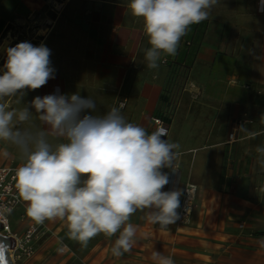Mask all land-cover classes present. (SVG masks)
Listing matches in <instances>:
<instances>
[{
	"label": "crops",
	"instance_id": "1",
	"mask_svg": "<svg viewBox=\"0 0 264 264\" xmlns=\"http://www.w3.org/2000/svg\"><path fill=\"white\" fill-rule=\"evenodd\" d=\"M42 3L1 0L0 41L5 24L21 22L30 6ZM62 4L61 12L50 10L35 45L51 50L54 78L24 96L78 92L96 102L95 115L123 104L126 121L151 133L152 119L168 111L162 96L170 87L169 64L189 68L165 138L179 145L174 150L178 169L162 171L169 175L163 191L190 189L192 213L162 228L147 221V210L138 211L130 218L137 226L134 245L148 246L149 254L158 246L169 248L175 264H264V237L259 236L264 233V156L257 152L264 148V0L228 23L206 19L191 25L176 55L155 69L144 58L150 45L143 21L127 4ZM35 118L40 129L36 113ZM237 121L243 123L231 138ZM58 142L51 139L53 146ZM117 235H102L107 248ZM105 257L110 260L107 250Z\"/></svg>",
	"mask_w": 264,
	"mask_h": 264
},
{
	"label": "clouds",
	"instance_id": "2",
	"mask_svg": "<svg viewBox=\"0 0 264 264\" xmlns=\"http://www.w3.org/2000/svg\"><path fill=\"white\" fill-rule=\"evenodd\" d=\"M218 0H127L133 17L141 18L150 47L149 69L175 56L190 26L206 20ZM0 74V143L12 144L23 157L15 170V189L25 213L36 224L60 220L68 239L87 247L99 234L117 235L113 256L129 252L135 243V213L145 212L150 224L166 228L180 214L182 190L163 191L179 147L126 121L119 107L95 115L97 105L78 92L35 96L28 105L10 109L6 97L24 95L54 78L51 50L43 43L20 42L5 49ZM33 111L42 124L32 126ZM58 140L55 146L51 139ZM264 156V148H257ZM264 166V160L260 161ZM188 196L190 192L187 190ZM264 247V242H262ZM61 243V251L63 250ZM153 264H175L171 256L152 253Z\"/></svg>",
	"mask_w": 264,
	"mask_h": 264
},
{
	"label": "rangeland",
	"instance_id": "3",
	"mask_svg": "<svg viewBox=\"0 0 264 264\" xmlns=\"http://www.w3.org/2000/svg\"><path fill=\"white\" fill-rule=\"evenodd\" d=\"M32 1V0H28ZM44 2L43 7H31L30 13H28L19 23L10 22L4 25V31L7 34L2 35L0 41V74L4 71V63L6 60L5 49L7 47L15 46L20 42H30L34 46L37 43L39 34L44 32L46 17H51L50 10H53L55 6L53 2L62 3L64 0H39ZM127 4V0H106ZM258 0H218V3L213 6L209 12L208 20L214 22H230L236 15L243 14L250 10L251 4H256ZM1 2V0H0ZM53 5V7L51 6ZM8 97L4 98L7 102ZM32 99L24 95L17 94L15 98L9 103L10 109H20L24 105H28ZM31 124L34 128L38 129L37 118H35V112ZM7 159L8 162L14 163V165H21L23 163V157L18 149L12 144L0 143V162ZM29 218L25 213L24 208H18L11 216H9V224L13 233L18 237H22L26 227L25 222ZM47 221V220H46ZM42 223L46 230L43 236L39 235L34 242V248L36 254L29 260L15 261V264H150L152 260V253L149 254V247H137L133 245L129 252L116 257L111 253V247L113 241L107 248V241L102 237L103 234H99L91 239L87 247H82L78 242L68 239L64 222L57 220L51 221L48 225L47 222ZM29 224H36L31 219ZM61 243L64 246L61 251ZM45 246L46 249L42 248ZM107 254L110 256V260L106 259ZM12 251V250H11ZM154 251L161 252L163 255L168 256L169 248L158 246ZM152 251V252H154ZM141 253V255H139ZM39 256L38 259H36ZM257 261L254 260V264Z\"/></svg>",
	"mask_w": 264,
	"mask_h": 264
},
{
	"label": "built area",
	"instance_id": "4",
	"mask_svg": "<svg viewBox=\"0 0 264 264\" xmlns=\"http://www.w3.org/2000/svg\"><path fill=\"white\" fill-rule=\"evenodd\" d=\"M167 61H163V64H167ZM169 67L173 68L171 70V78L169 80V88L164 91L168 99V111L162 117H156L152 119L153 132L161 131L163 132V139L168 135L169 124L166 120H171L174 114L175 108L178 104L180 95L185 92L187 84V76L189 68L184 65H177L175 63L169 64ZM181 69V70H180ZM183 71L182 73H179ZM123 109V104H118V107ZM243 122L237 121L233 126V138L234 133L238 130ZM20 165H14L11 161L8 162L4 159L0 162V223L2 224L0 235L10 237L13 240V250L9 251V256L13 264L15 261L29 260L36 254V249L34 248V242L39 235L43 236L45 234L46 228L43 224H28L26 230L22 237H18L13 233L9 224V216H11L18 208H24V202L20 201L18 194L15 189V181L13 177L15 176V170ZM189 188H185L183 196L180 199L181 207L178 209L180 218L189 217L192 213V208L194 206V197L190 193L188 196Z\"/></svg>",
	"mask_w": 264,
	"mask_h": 264
},
{
	"label": "water",
	"instance_id": "5",
	"mask_svg": "<svg viewBox=\"0 0 264 264\" xmlns=\"http://www.w3.org/2000/svg\"><path fill=\"white\" fill-rule=\"evenodd\" d=\"M2 224L0 223V230ZM13 250V240L10 237L0 235V264H13L9 251Z\"/></svg>",
	"mask_w": 264,
	"mask_h": 264
},
{
	"label": "bare ground",
	"instance_id": "6",
	"mask_svg": "<svg viewBox=\"0 0 264 264\" xmlns=\"http://www.w3.org/2000/svg\"><path fill=\"white\" fill-rule=\"evenodd\" d=\"M54 6H55L56 12H61L64 8V5L62 3H54ZM0 51H1V48H0ZM13 99L14 97H9L7 104L10 103Z\"/></svg>",
	"mask_w": 264,
	"mask_h": 264
},
{
	"label": "trees",
	"instance_id": "7",
	"mask_svg": "<svg viewBox=\"0 0 264 264\" xmlns=\"http://www.w3.org/2000/svg\"><path fill=\"white\" fill-rule=\"evenodd\" d=\"M5 33H7V31L6 32H4V34ZM162 101L165 103V105L168 107V99H167V97L165 96V95H163L162 96ZM166 122L169 124L170 123V121L169 120H166ZM259 236H261V237H264V233L263 234H259Z\"/></svg>",
	"mask_w": 264,
	"mask_h": 264
}]
</instances>
